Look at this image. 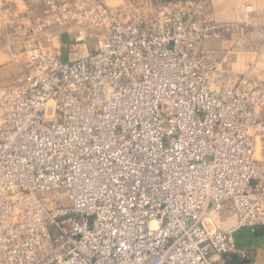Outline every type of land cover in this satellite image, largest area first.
Wrapping results in <instances>:
<instances>
[{
    "label": "built area",
    "instance_id": "built-area-1",
    "mask_svg": "<svg viewBox=\"0 0 264 264\" xmlns=\"http://www.w3.org/2000/svg\"><path fill=\"white\" fill-rule=\"evenodd\" d=\"M94 1L48 0L74 58L35 41L0 90V264H225L205 215L264 225V105L211 89L204 0Z\"/></svg>",
    "mask_w": 264,
    "mask_h": 264
},
{
    "label": "rangeland",
    "instance_id": "rangeland-1",
    "mask_svg": "<svg viewBox=\"0 0 264 264\" xmlns=\"http://www.w3.org/2000/svg\"><path fill=\"white\" fill-rule=\"evenodd\" d=\"M86 1L90 5L95 4L94 0ZM105 1L109 6H120L133 1L140 11L147 13L152 12L160 2V0ZM47 3L48 0H0V50L9 55L0 60V90L22 83L28 71V54L35 41L47 51H58L63 58H74L75 28L50 26ZM203 3L204 17L216 27L215 35L207 37L211 61L215 66L210 81L211 89L219 90L242 84L246 91L255 92V103L264 105V0H204ZM39 24L44 25L42 31L34 33L33 28H37ZM25 27L28 29L24 34ZM50 34L56 36L52 42L50 41L53 37ZM94 45V41H89L86 45L87 50L90 51ZM82 49L86 52L84 46ZM262 119L264 121V111ZM232 209L208 211L205 215L208 230L227 231L233 236V229L240 228L238 222H230L228 227L222 224L228 221L230 215L236 216ZM260 227L264 228V225L256 224L247 231L254 233ZM254 256L255 254L250 252L246 254V259L237 260L248 259L254 264Z\"/></svg>",
    "mask_w": 264,
    "mask_h": 264
},
{
    "label": "crops",
    "instance_id": "crops-1",
    "mask_svg": "<svg viewBox=\"0 0 264 264\" xmlns=\"http://www.w3.org/2000/svg\"><path fill=\"white\" fill-rule=\"evenodd\" d=\"M160 1H165V0H160ZM8 56H9L8 54L3 53L0 50V60L5 59ZM229 209H232V207L230 204H227L224 210L226 211ZM236 221H237V217L236 216L233 217L230 215L228 221L222 224L223 226L228 227L230 222L235 223ZM248 229L249 228L233 229V237L235 241V254L229 257H232L235 262L236 259H242V258L246 259V254L251 252L255 254L253 258L255 259L254 264H264V228L260 227L256 229L254 233L247 231Z\"/></svg>",
    "mask_w": 264,
    "mask_h": 264
},
{
    "label": "water",
    "instance_id": "water-1",
    "mask_svg": "<svg viewBox=\"0 0 264 264\" xmlns=\"http://www.w3.org/2000/svg\"><path fill=\"white\" fill-rule=\"evenodd\" d=\"M233 264H251V261L250 260L238 261L236 259V261Z\"/></svg>",
    "mask_w": 264,
    "mask_h": 264
},
{
    "label": "trees",
    "instance_id": "trees-1",
    "mask_svg": "<svg viewBox=\"0 0 264 264\" xmlns=\"http://www.w3.org/2000/svg\"><path fill=\"white\" fill-rule=\"evenodd\" d=\"M226 264H233L234 259L232 257L226 256L225 257Z\"/></svg>",
    "mask_w": 264,
    "mask_h": 264
}]
</instances>
